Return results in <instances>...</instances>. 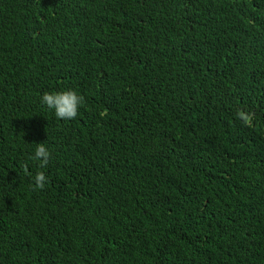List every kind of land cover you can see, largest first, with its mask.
<instances>
[{
    "label": "trees",
    "instance_id": "1",
    "mask_svg": "<svg viewBox=\"0 0 264 264\" xmlns=\"http://www.w3.org/2000/svg\"><path fill=\"white\" fill-rule=\"evenodd\" d=\"M0 264H264V0H0Z\"/></svg>",
    "mask_w": 264,
    "mask_h": 264
},
{
    "label": "clouds",
    "instance_id": "2",
    "mask_svg": "<svg viewBox=\"0 0 264 264\" xmlns=\"http://www.w3.org/2000/svg\"><path fill=\"white\" fill-rule=\"evenodd\" d=\"M42 103L46 104L50 109H55V115L58 118H75L77 115V106L82 103L83 97L78 96L73 90H67L59 93L45 92L41 98ZM240 117L245 123H250L251 115H245L240 112ZM35 159H41V167H44L48 163L49 152L46 147L41 143L38 144L35 149ZM46 177L43 172H38L35 176V184L39 189H43L45 186Z\"/></svg>",
    "mask_w": 264,
    "mask_h": 264
}]
</instances>
